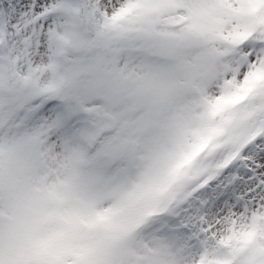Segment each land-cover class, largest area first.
Masks as SVG:
<instances>
[{
  "label": "snow or ice",
  "instance_id": "snow-or-ice-1",
  "mask_svg": "<svg viewBox=\"0 0 264 264\" xmlns=\"http://www.w3.org/2000/svg\"><path fill=\"white\" fill-rule=\"evenodd\" d=\"M0 264H264V0H0Z\"/></svg>",
  "mask_w": 264,
  "mask_h": 264
}]
</instances>
